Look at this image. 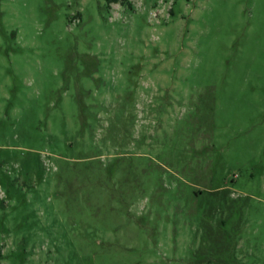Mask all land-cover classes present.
<instances>
[{
    "label": "rangeland",
    "instance_id": "obj_1",
    "mask_svg": "<svg viewBox=\"0 0 264 264\" xmlns=\"http://www.w3.org/2000/svg\"><path fill=\"white\" fill-rule=\"evenodd\" d=\"M1 264H264V0H0Z\"/></svg>",
    "mask_w": 264,
    "mask_h": 264
},
{
    "label": "trees",
    "instance_id": "obj_2",
    "mask_svg": "<svg viewBox=\"0 0 264 264\" xmlns=\"http://www.w3.org/2000/svg\"><path fill=\"white\" fill-rule=\"evenodd\" d=\"M1 264V263H0Z\"/></svg>",
    "mask_w": 264,
    "mask_h": 264
}]
</instances>
